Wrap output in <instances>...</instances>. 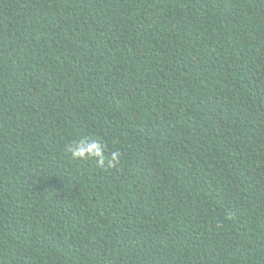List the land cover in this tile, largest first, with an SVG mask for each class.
<instances>
[{
  "label": "trees",
  "instance_id": "16d2710c",
  "mask_svg": "<svg viewBox=\"0 0 264 264\" xmlns=\"http://www.w3.org/2000/svg\"><path fill=\"white\" fill-rule=\"evenodd\" d=\"M0 264H264V0H0Z\"/></svg>",
  "mask_w": 264,
  "mask_h": 264
},
{
  "label": "clouds",
  "instance_id": "9594fccd",
  "mask_svg": "<svg viewBox=\"0 0 264 264\" xmlns=\"http://www.w3.org/2000/svg\"><path fill=\"white\" fill-rule=\"evenodd\" d=\"M66 151L74 161L95 160L103 167H114L118 163L119 152L106 154V146L99 139L83 137L75 143L68 144Z\"/></svg>",
  "mask_w": 264,
  "mask_h": 264
}]
</instances>
